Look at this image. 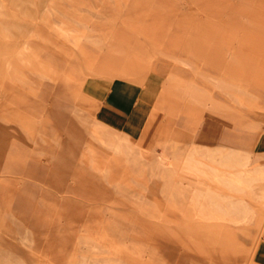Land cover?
<instances>
[{
    "label": "rangeland",
    "instance_id": "374dc122",
    "mask_svg": "<svg viewBox=\"0 0 264 264\" xmlns=\"http://www.w3.org/2000/svg\"><path fill=\"white\" fill-rule=\"evenodd\" d=\"M113 83L137 93L109 133ZM195 144L264 163V0H0V264H261L264 202H199ZM229 200L246 220L206 219Z\"/></svg>",
    "mask_w": 264,
    "mask_h": 264
},
{
    "label": "crops",
    "instance_id": "0c3cea01",
    "mask_svg": "<svg viewBox=\"0 0 264 264\" xmlns=\"http://www.w3.org/2000/svg\"><path fill=\"white\" fill-rule=\"evenodd\" d=\"M115 83H118V82H115ZM112 91H114V92L112 93ZM109 93L112 96H110L109 98L105 96V98H107V101L105 99L104 105H103V108L101 111L102 121L104 120L105 116H109L111 118L117 117V119H121L122 118L121 115H125L128 112V108L131 106V104L134 103L135 96H136L135 93H137V89L134 88L133 85L128 86L127 83L126 84L123 83V87L116 86L113 83V85L110 88ZM114 116H116V117H114ZM99 125H105L106 128L104 130L106 132L110 133L111 127L108 123L105 122V120L103 122L100 121ZM112 135L115 136L118 140L117 141V145L119 146L118 152L123 151L124 149H127L128 155L133 156V158H134L133 164L136 166H138V165L141 166L142 165L141 160L143 159V160H149L150 170L163 169L166 171H172V168H173L172 165H174L175 163H177L178 161L181 160V157L179 155H175V154L172 155L168 152V147H167L168 142L165 143L164 148L161 152H157V153L153 154L151 157H145L140 151L137 150V146L132 139H130L129 137H126V136H119V135H115V134H112ZM170 145L172 146V148L174 147V143H172ZM195 149H198V150L204 149V150H206V152H205L206 154L202 153L201 151L195 152ZM258 152L264 153V148L259 149ZM207 154H212V157H209V155H207ZM188 157L192 158V162H200V161L204 162L207 165V168H206L207 170H210L212 173H215L219 176V179H210V178H205V177L199 178V181L202 180V182H203L201 184L203 187L199 186L198 187V188H200L199 190L205 191L208 187H210L205 182V180H207V179L217 181L221 185H224L226 188H228L227 181H229V179L237 178V177L242 178V179H249L250 176H253L254 181L252 180L251 186H253L254 188L251 187L253 189L250 188V189H245L243 191H238V192L239 193L249 192L251 195L259 197L264 202V179H262V178H264V172H263L264 171V163L261 162L262 159H264L263 156L259 157V160L261 163H259L257 166H255L253 168H249V165L253 161L252 155L249 151L236 150V149H230V148L224 149L222 147L210 148V147H207L204 145L195 144L188 152L183 154V158H182V163H183L182 170L183 171L187 170V159H188ZM247 161H249V162H247ZM261 166H262V168H261ZM260 169H261V171H260ZM244 173L246 174V176L247 175H250V176L246 178ZM239 174L243 175L244 178L242 176H239ZM261 176H263V177H261ZM257 185H263V188L259 192L256 189ZM229 190L237 192V191L232 190V189H229ZM215 191L218 193V195H222L218 190H215ZM197 194H199V193H197ZM203 199L204 200H201L199 202H201V203H206V201L216 202L215 198L212 200L208 199V198H203ZM232 201L233 200H230L229 203L230 202L232 203ZM219 202L221 203L222 200H220ZM233 203L238 204V203H243V202L233 201ZM225 208H228V206H226ZM243 210L245 211L244 214L242 213L240 215H235L234 217L231 215L224 214L223 212L217 210V212H214V217L220 218L221 215H222L221 217H223V216L226 217V215H227L228 217L235 219V220H238V219L246 220L248 212H247V209L245 206L243 207ZM213 211H216V208L213 209ZM209 216L213 217L211 215H208V217L207 216L206 217L210 218ZM261 264H264V258H263V262Z\"/></svg>",
    "mask_w": 264,
    "mask_h": 264
},
{
    "label": "bare ground",
    "instance_id": "6f19581e",
    "mask_svg": "<svg viewBox=\"0 0 264 264\" xmlns=\"http://www.w3.org/2000/svg\"><path fill=\"white\" fill-rule=\"evenodd\" d=\"M183 64H186L185 62ZM99 123V122H98ZM96 126L98 128H101V126L97 123H90V126ZM110 125V124H109ZM103 127H106L105 125H103ZM117 150H119V146H117ZM201 151L202 153H205L206 150L204 149H201V150H198V149H195V152H199ZM206 154V153H205ZM204 154V155H205ZM209 155V157H212V154H207ZM221 156V155H220ZM222 157V156H221ZM161 158V157H160ZM246 161V160H245ZM249 162V161H247ZM221 164V163H220ZM207 165L204 163V162H192V158L191 157H188L187 159V173L190 174V175H194L198 178H210V179H219V176L215 173H212L210 170H207ZM215 168V167H214ZM262 168V166H261ZM217 169V168H216ZM215 169V170H216ZM241 171V170H240ZM261 171V169H260ZM238 172V171H237ZM243 172V171H242ZM264 172V171H263ZM230 174V173H229ZM243 174V173H242ZM252 174V173H251ZM244 175L246 176V174L244 173ZM236 176V175H235ZM239 176H242L243 175H240ZM250 175H247V177H249ZM257 177V176H256ZM263 177V176H261ZM244 178V177H243ZM264 179V178H262ZM252 180H253V176H250L249 179H242V178H232V179H229V181H227V184H228V188L229 189H232V190H235V191H243L245 189H250L251 187V183H252ZM254 181V180H253ZM254 188V187H253ZM251 188V189H253ZM199 194L197 195V198H208V199H214L218 196V193L212 188V187H208L205 191H202V190H198L197 191ZM262 196V195H261ZM259 198V197H258ZM230 201V200H229ZM218 203V202H217ZM228 204V203H227ZM214 205L216 206V211L214 212H217L218 211H221L223 212L224 214H227V215H231V216H235V215H240V214H244V210H243V207L245 206L244 203H238V204H234V203H231L230 205H228V208H225L223 207L222 205H219V204H213L211 206L214 207ZM213 208V209H215ZM203 212H201L200 214H202ZM212 213V212H211ZM211 213H209L208 215H210ZM219 214V213H218ZM205 215V214H204ZM207 215V214H206ZM221 215V214H220ZM219 215V216H220ZM226 215V216H227ZM214 217V214L211 215ZM222 216V215H221ZM220 216V218H221ZM206 217V216H205ZM208 217V216H207ZM206 217V219H207ZM210 217V216H209ZM202 218V217H201ZM204 218V217H203ZM212 217H210L211 219ZM209 219V218H208ZM225 219V217H224ZM220 220V219H219Z\"/></svg>",
    "mask_w": 264,
    "mask_h": 264
}]
</instances>
